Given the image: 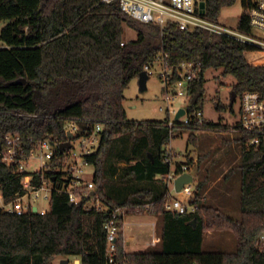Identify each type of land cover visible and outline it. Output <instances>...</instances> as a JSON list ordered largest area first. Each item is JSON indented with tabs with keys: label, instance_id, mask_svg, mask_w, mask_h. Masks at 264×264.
<instances>
[{
	"label": "trees",
	"instance_id": "obj_1",
	"mask_svg": "<svg viewBox=\"0 0 264 264\" xmlns=\"http://www.w3.org/2000/svg\"><path fill=\"white\" fill-rule=\"evenodd\" d=\"M236 1L206 0V15L218 19L222 8ZM241 1L244 12L237 25L250 31L247 8L253 2ZM2 20L8 22L0 34L1 138L20 133L30 150L47 136L66 142L68 121L78 123L80 134L89 133L97 122L105 123L100 146L87 161L95 165L96 193L110 209L89 210L83 202L71 205L69 195L56 190L45 213L0 209V264H49L59 255L76 256L81 264H264V247L260 245L264 232V142L249 147L247 134L235 137L241 149L239 218L206 202L202 194L206 181L199 182L190 201L194 211L172 212L165 207L170 186L157 176L172 171L173 157L167 147L174 131L190 130L189 141L198 145L197 131L227 130L230 126L208 120L185 124L175 119L172 128L170 118L133 120L125 108L130 82L140 76L146 64L166 53L168 63L200 62L198 78L190 89L191 111L204 107L210 68H222L224 76L236 78L232 92L237 97L253 90L264 98V65L248 61L249 44L203 29L188 31L172 23L162 27L137 21L119 0H0ZM125 25L137 31L136 38L125 39ZM18 79L25 82L15 83ZM218 107L223 111L226 106L218 102ZM59 148L53 168L61 164L58 157L63 151ZM122 162L126 164H119ZM183 163L190 170L193 161L177 163V172ZM234 168L229 169L227 178ZM21 178L18 164L0 156V182L6 197L22 190ZM147 204L158 216V244L127 251L124 216H118L121 231L115 262H109L105 223L111 210L120 207L136 214ZM209 229L232 231L236 249H206L205 232Z\"/></svg>",
	"mask_w": 264,
	"mask_h": 264
},
{
	"label": "built area",
	"instance_id": "obj_2",
	"mask_svg": "<svg viewBox=\"0 0 264 264\" xmlns=\"http://www.w3.org/2000/svg\"><path fill=\"white\" fill-rule=\"evenodd\" d=\"M101 1L111 2L113 0ZM119 1L129 16L140 22L157 23L162 27L172 23L180 29L188 31L203 29L249 44L251 47L246 50L248 61L264 65V0H252L253 5L247 8L250 17V31L240 29L238 25H228L219 18L214 19L207 16L206 0ZM167 56L166 53L164 56H159L153 63L146 64L145 71L149 75L158 73L166 87L169 100L184 97L185 105L172 111L177 114L180 108H185V114L179 118L182 123L187 124L192 121L203 123L206 120L203 108L193 111L190 109L191 84L198 78L200 62L185 61L173 64L164 60ZM169 111L171 110L169 109ZM174 120L168 121V125L172 128L175 124ZM229 126L226 131H221L234 134V137L247 134L246 145L249 147L264 142V98L260 92L248 90L240 96L239 116L233 123H229ZM105 128V123L97 122L89 133L80 134L78 123L73 120L68 121L65 125V133L67 141L70 140L69 135H72L70 140L72 146L59 155L61 164H57L54 168L52 163L56 160V149L61 145L59 138L47 136L27 150L24 145V137L20 133H7L1 138L0 156L9 163L18 164V171L22 174L20 181L22 190L8 198L0 182V209L22 214L34 211V207H36L37 210L34 212L45 213L47 209L41 207L36 201H51L54 190L67 193L73 204L83 202L89 210L110 209L108 204L96 193L93 178L87 179L83 169V165L89 163L87 156L98 150ZM75 140L79 141L78 147L74 146ZM169 145L167 147L169 154H173L172 147ZM32 158H36L39 162L38 169L33 172L27 168V164ZM181 167L179 172L175 168L170 173L161 175V179L168 184L173 182L174 191H177L175 187L177 177L189 171L186 163H183ZM51 170L54 173L48 174L47 171ZM193 183L194 180L186 183L179 191L189 197L187 201L173 196V190L170 189L165 202L168 211L184 213L195 210V205L190 202L197 190ZM149 209L150 205L147 204L143 211H149ZM127 215H129L127 210L116 207L111 210L110 218L105 223L108 230L107 258L109 262H115L116 241L121 231V227L117 225L118 216H124L125 220ZM260 245L264 247V233L260 236Z\"/></svg>",
	"mask_w": 264,
	"mask_h": 264
},
{
	"label": "rangeland",
	"instance_id": "obj_3",
	"mask_svg": "<svg viewBox=\"0 0 264 264\" xmlns=\"http://www.w3.org/2000/svg\"><path fill=\"white\" fill-rule=\"evenodd\" d=\"M243 12L244 7L242 1L237 0L233 5L222 8L219 20L228 25L237 26ZM7 22V20H2L0 22V34L2 27ZM124 37L126 40L136 38L137 31L125 25ZM1 44L2 41L0 39V45ZM206 80V96L203 107L206 120L221 122L223 124L233 123L238 118L240 109L239 96L233 106L234 111L231 110L230 106L231 92L236 83V78L231 75L224 76L222 74V68H210L206 72ZM125 96V108L128 117L138 121H156L168 118L171 120L176 119V114L172 111L185 105L184 97H178L175 100L168 99L166 87L158 73L150 74L145 89L141 87L140 77L134 78L126 89ZM218 102H222L223 105L225 104V110L222 111L218 107ZM169 109L171 111H169ZM225 131H197L195 134L198 135L200 139L198 145L189 141L190 130L184 129L181 131H174L175 136L170 142V146H172V149H170L174 152L171 154L173 157L172 169H175L177 163L190 160L191 162L193 161L191 169L188 172L194 177L193 185L196 189L200 181H206L202 189V194L206 202L215 203L216 197L222 199L223 195L228 196L226 200H230L229 205L232 207V211L235 214L238 210L237 207H240L241 201V170L237 168L241 160V149L240 147H234L237 146L235 144L232 146V143H237V140L234 134L231 135ZM74 146H79L78 140L74 141ZM201 158L202 161H199ZM114 160L117 161L118 158ZM119 164L125 165L126 162ZM229 164L230 167L228 166ZM38 165V160L32 158L30 163L27 164V168L29 171L33 172L38 169ZM231 167L235 168L227 178L226 174ZM83 169L86 178L92 179L95 173V165L86 163L83 165ZM157 177L161 179V175ZM169 186L171 190L174 189L172 181L169 183ZM172 195L183 198L185 201L189 198L184 193L174 190ZM36 202L41 207L47 210L50 209L49 200H38ZM125 221V236L129 237V233L137 235L140 232L142 238L145 239V243L147 242L146 244H149V246L153 245L152 241L155 240V237L157 241H159L160 226L157 215L152 214L150 211H143L141 213L125 216ZM145 247H147V245ZM205 247L211 250H235V234L230 230L216 231L209 229L205 232ZM63 258H68L69 264H76V261L80 260V258L76 256L59 255L49 264H60Z\"/></svg>",
	"mask_w": 264,
	"mask_h": 264
},
{
	"label": "crops",
	"instance_id": "obj_4",
	"mask_svg": "<svg viewBox=\"0 0 264 264\" xmlns=\"http://www.w3.org/2000/svg\"><path fill=\"white\" fill-rule=\"evenodd\" d=\"M2 45V44H1ZM233 145L232 146H234V144L235 145H237V146H234V147H240L239 146V144H238V142L236 143H232ZM170 146V145H169ZM172 147V146H171ZM240 157H241V155H240ZM229 167H230V164L228 165ZM228 166H227V168H228ZM228 170V169H227ZM226 170V171H227ZM240 173H241V171H240ZM241 176V175H240ZM207 194H208V192H207ZM228 198V196H225V195H223V198L222 199H219L218 197H216V202L215 203H211V202H209V203H211V204H213V205H215V206H217V207H219V208H221L222 210H224L226 213H228V214H230V215H232V216H234V217H237V218H239L240 216H241V201H240V207H237V212H235V214H234V212L232 211V207H230V205H229V202H230V200L228 199V200H226ZM241 199V198H240ZM130 215V214H129ZM157 219V218H156ZM124 228H125V226H124ZM124 230V232H125V229H123ZM130 234V236L128 237V236H125V233H124V237H125V247H126V250L127 251H141V250H145V249H147V247H149V244H146L145 243V240H144V238H142V236H141V233L139 232L137 235H135V234H133V233H129ZM155 234H156V232H155ZM133 235H135V236H133ZM157 235V234H156ZM155 235V236H156ZM135 238V239H134ZM140 238V239H139ZM153 238V237H152ZM134 239V240H133ZM158 240H159V238H158ZM133 242V243H132ZM158 242L159 241H157V239H156V237H155V240L154 241H152V244L153 245H157L158 244ZM147 245V247H145ZM204 247H205V243H204ZM206 248V247H205ZM80 261V260H79Z\"/></svg>",
	"mask_w": 264,
	"mask_h": 264
},
{
	"label": "water",
	"instance_id": "obj_5",
	"mask_svg": "<svg viewBox=\"0 0 264 264\" xmlns=\"http://www.w3.org/2000/svg\"><path fill=\"white\" fill-rule=\"evenodd\" d=\"M204 4V3H203ZM140 83H141V87L143 89L146 88V82L147 79L149 77V74L144 70L141 74H140ZM17 82H25V79H18L15 81V83ZM237 98V93L236 92H231V102H230V106H232L234 104L235 99ZM185 114V108H180L179 111L176 114V119H179L181 116H183ZM70 140L72 139V135H69ZM68 140L64 143H62L60 145L61 151H64L66 149H69L72 146V142ZM0 148H1V135H0ZM194 180L193 175L190 172H185L182 175H180L179 177H177V179L175 180V187L177 191H180L183 186L186 183L192 182ZM70 204L73 205V202L70 201ZM36 207H34V211H36ZM60 264H69V259L68 258H63L61 260Z\"/></svg>",
	"mask_w": 264,
	"mask_h": 264
},
{
	"label": "bare ground",
	"instance_id": "obj_6",
	"mask_svg": "<svg viewBox=\"0 0 264 264\" xmlns=\"http://www.w3.org/2000/svg\"><path fill=\"white\" fill-rule=\"evenodd\" d=\"M142 221H143V220H142ZM135 225H136V224H135ZM128 229H129V228H128ZM135 237H136V236H135ZM146 238H147V237H146ZM134 239H135V238H134ZM134 239H133V240H134ZM139 239H140V238H139ZM144 240H145V239H144ZM146 241H147V240H146ZM132 243H133V242H132ZM79 263H80L79 260H77V261H76V264H79Z\"/></svg>",
	"mask_w": 264,
	"mask_h": 264
}]
</instances>
